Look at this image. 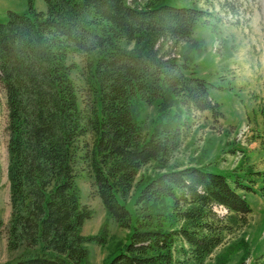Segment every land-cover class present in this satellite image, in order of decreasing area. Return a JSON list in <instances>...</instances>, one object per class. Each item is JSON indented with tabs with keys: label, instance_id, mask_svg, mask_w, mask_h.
<instances>
[{
	"label": "trees",
	"instance_id": "1",
	"mask_svg": "<svg viewBox=\"0 0 264 264\" xmlns=\"http://www.w3.org/2000/svg\"><path fill=\"white\" fill-rule=\"evenodd\" d=\"M43 1L44 10L27 0V12L8 11L0 21L7 246L22 248L13 264H85L86 244L103 242V229L80 233L91 215L75 183L83 167L106 214L128 230L127 241L106 264H202L226 228L212 207L249 213L240 192L246 186L200 166H168L179 145L177 128L161 125L146 137L136 102L156 100L166 110L186 99L200 109L214 108L208 82L189 66L191 56L164 57L155 45L159 38L188 39L203 10L161 1ZM81 54L93 103L87 113L71 78L78 69L72 57ZM151 161L161 171L135 182L139 168Z\"/></svg>",
	"mask_w": 264,
	"mask_h": 264
},
{
	"label": "rangeland",
	"instance_id": "2",
	"mask_svg": "<svg viewBox=\"0 0 264 264\" xmlns=\"http://www.w3.org/2000/svg\"><path fill=\"white\" fill-rule=\"evenodd\" d=\"M129 2L130 0H126ZM157 1L173 5H196L203 10L192 26L188 39H157L164 57L180 59V53L191 56L196 74L208 82L212 109H200L186 99L159 110L152 103L139 100L137 120L148 136L161 125H174L179 133L178 148L167 157V165L178 168L200 166L203 169L237 177L243 185L247 214L236 215L224 208H214L223 217L222 241L202 264H261L264 262V0H134L139 6ZM35 10H44L43 0H32ZM8 11L27 12V0H0V21ZM133 42L127 44L131 47ZM78 69L71 72L78 103L84 112L92 107L84 81L85 54L74 55ZM182 97V95H180ZM6 106L0 86V264H13L22 253L7 246L6 226L10 214L9 187L6 176L7 131ZM85 142L90 143L87 134ZM153 161L142 165L135 182L145 180L161 169ZM79 201L90 211L80 229L83 235L105 231L103 242L86 244L85 264H106L127 241L128 230L110 218L91 184L88 169L76 177ZM135 192L127 199L132 211ZM176 249L178 244H176ZM175 255L178 253L174 251Z\"/></svg>",
	"mask_w": 264,
	"mask_h": 264
}]
</instances>
